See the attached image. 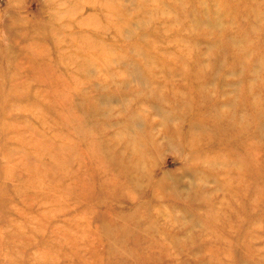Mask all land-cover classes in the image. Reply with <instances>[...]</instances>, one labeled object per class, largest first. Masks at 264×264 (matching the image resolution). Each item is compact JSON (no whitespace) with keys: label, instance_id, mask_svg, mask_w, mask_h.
<instances>
[{"label":"rangeland","instance_id":"obj_1","mask_svg":"<svg viewBox=\"0 0 264 264\" xmlns=\"http://www.w3.org/2000/svg\"><path fill=\"white\" fill-rule=\"evenodd\" d=\"M0 264H264V0H0Z\"/></svg>","mask_w":264,"mask_h":264},{"label":"bare ground","instance_id":"obj_2","mask_svg":"<svg viewBox=\"0 0 264 264\" xmlns=\"http://www.w3.org/2000/svg\"><path fill=\"white\" fill-rule=\"evenodd\" d=\"M223 131H225L224 126H221V127L218 129V132L220 133V132H223ZM236 143H237V142H236Z\"/></svg>","mask_w":264,"mask_h":264}]
</instances>
